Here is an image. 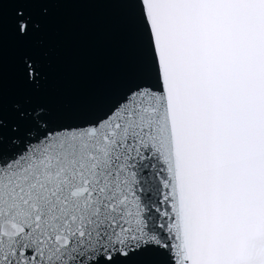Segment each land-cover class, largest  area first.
Wrapping results in <instances>:
<instances>
[{
    "label": "snow or ice",
    "instance_id": "6c2138e0",
    "mask_svg": "<svg viewBox=\"0 0 264 264\" xmlns=\"http://www.w3.org/2000/svg\"><path fill=\"white\" fill-rule=\"evenodd\" d=\"M124 3L119 88L60 117L17 102L10 126L0 91V264H264V0ZM41 26L17 9L19 37Z\"/></svg>",
    "mask_w": 264,
    "mask_h": 264
},
{
    "label": "water",
    "instance_id": "95a60500",
    "mask_svg": "<svg viewBox=\"0 0 264 264\" xmlns=\"http://www.w3.org/2000/svg\"><path fill=\"white\" fill-rule=\"evenodd\" d=\"M46 7L42 15L39 6L6 0L0 11V91L8 126L13 105L29 98L57 117L87 109L119 88L139 59L135 9L124 0H50ZM17 9L41 22L39 33L18 36ZM37 53L44 76L39 92L22 74L23 58Z\"/></svg>",
    "mask_w": 264,
    "mask_h": 264
}]
</instances>
